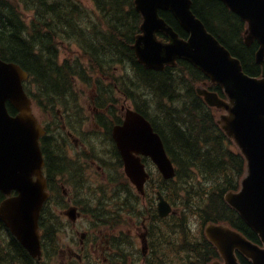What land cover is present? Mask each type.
Here are the masks:
<instances>
[{"label": "trees", "instance_id": "1", "mask_svg": "<svg viewBox=\"0 0 264 264\" xmlns=\"http://www.w3.org/2000/svg\"><path fill=\"white\" fill-rule=\"evenodd\" d=\"M92 1L97 11L93 18L87 16L90 13L79 0H0V57L17 62L30 72V82H35L39 89L33 92V98L52 114L56 113L54 106L42 104V95L72 104L77 100L72 99L76 91L73 90L74 78L87 83L95 78L94 82L103 86V77L108 76V90H98L97 100L118 101L114 93L124 94L151 120L164 140L177 173L175 178L168 180L157 174L150 200H155L152 196L154 189H158L177 208V213L161 219L154 203L148 209L138 207L139 195L131 188L128 189L129 211L131 215L147 213L158 226L161 220L168 226V220L172 221L170 228L175 227L181 234V240L177 245V238L175 244L181 264H210L219 256L203 233L204 225L209 222L227 221L259 242L258 235L224 199L227 191L239 187L245 174V159L218 124V110L208 106L195 89V82L207 78L184 60H180L177 67L167 66L162 71L146 69L137 61L132 48L142 22L134 0ZM21 5L33 10L32 17L23 13ZM225 8L219 0H193L194 12L240 58L245 71L260 75L261 66L255 59L258 44H245L243 28L239 32L234 29ZM160 13L181 36L188 35L170 11ZM229 28L233 29L230 33ZM160 37L164 38L165 34ZM67 43L80 47L85 64L79 59L60 61V45ZM116 63L126 64V69L133 71L132 75L111 73ZM209 88L223 93L217 85L209 83ZM107 92L108 97L105 96ZM51 137H45L44 151L50 177H53L56 168L53 161L51 164L50 149L55 147L56 140L49 143ZM2 199L0 193V201ZM50 211L44 208L41 218L46 245L57 242L59 230L56 215ZM113 220L119 224L121 217L113 216ZM153 229L152 226L151 236ZM164 229L156 231L158 244L161 242L162 246L167 233ZM7 231L0 220V264H45L44 260H34L23 246H13L16 240L9 238ZM152 245L153 255L146 258V264H180L170 258L163 247L159 246L158 251ZM128 247L120 251V259L127 260ZM132 248L130 246V250ZM57 249L58 246H44L45 259L53 258ZM239 258L242 264H252L243 255Z\"/></svg>", "mask_w": 264, "mask_h": 264}, {"label": "water", "instance_id": "2", "mask_svg": "<svg viewBox=\"0 0 264 264\" xmlns=\"http://www.w3.org/2000/svg\"><path fill=\"white\" fill-rule=\"evenodd\" d=\"M221 1L248 21L246 43L259 41L256 61L262 66L260 76L245 72L240 58L193 11L192 0H135L143 22L133 48L146 68L159 71L184 59L222 87L226 97L204 86H197V92L209 106L221 111L218 123L246 159L241 188L228 192L225 199L259 234L262 244L249 240L228 223H208L205 233L221 256L211 264H241L237 251L253 264H264V0ZM160 10L171 11L188 37H182ZM159 32L168 39L159 38ZM28 77L19 63L0 58V190L7 195L17 191L16 196L0 204V219L38 258L42 255L39 217L48 192L40 148L44 130L32 113L31 99L24 89ZM8 103L18 110L16 115L10 114ZM114 138L126 173L141 193L149 178L141 154L150 156L165 178L175 175L161 135L140 112L128 109L124 123L114 128ZM158 197L159 214L167 216L172 206L161 192ZM75 212L72 208L67 213L75 219Z\"/></svg>", "mask_w": 264, "mask_h": 264}, {"label": "flooded vegetation", "instance_id": "3", "mask_svg": "<svg viewBox=\"0 0 264 264\" xmlns=\"http://www.w3.org/2000/svg\"><path fill=\"white\" fill-rule=\"evenodd\" d=\"M226 9V14L230 20H232V25L234 29L238 32L243 28L245 29L247 23L236 13L230 10L228 7ZM217 22V21H216ZM233 31L229 28L228 33ZM92 101L94 103V109L92 108L93 115L89 116L82 111L83 116L76 117L80 119V122L74 123L75 132L70 128L67 117L65 114L60 115V128L61 132L59 134V142L56 150H51V164L52 161L55 163V168L57 171L58 180H62L61 184L58 182L55 183L57 188H60L64 199L67 197L68 201H72L75 207H77V213L80 215L78 220L81 219L83 215L86 214L84 207L80 202H92L96 204L100 202L101 204L105 201L108 202V143L112 146L114 145L113 139H108V130L110 133H113L114 126L116 124L122 123L124 119V109L125 105H119L118 101H110L105 103L104 107H99L96 103V99L92 96ZM119 105L120 115L113 114L115 106ZM91 106V104L89 105ZM121 117V118H120ZM41 119V118H40ZM93 123V128L91 130H86V123ZM78 132V133H77ZM117 148V146H115ZM118 149V148H117ZM53 152V153H52ZM112 151L110 150V154ZM116 154H119L117 150ZM148 160V158H146ZM56 181V179H55ZM68 183L69 187H63ZM122 196L126 197L127 182H124L121 186ZM70 189V190H69ZM119 187H115V193L118 197ZM98 212L106 211L108 212V206L101 208L97 206ZM98 224V223H97ZM96 224V225H97ZM94 225L86 233H94L101 235L105 241L101 243L99 239L91 241L88 245L83 243L82 239L80 242V251L85 250L88 252L86 255L89 258H92L93 255L91 251L95 253L97 246H103L101 253L104 256V260L110 261L113 257V249L111 246H130L129 243H115V240L118 237V233L115 232V229L108 228V225L97 228ZM131 230H129L130 233ZM123 233V232H120ZM83 238L86 235L82 234ZM110 237H106V236ZM111 236H115L112 238ZM17 240L13 246H23ZM54 245V244H51ZM54 246H59L54 245ZM71 246V245H69ZM62 263L68 264L67 261H71L73 255L75 254L72 249L64 250L60 252ZM70 258V259H69ZM78 258H81L78 254Z\"/></svg>", "mask_w": 264, "mask_h": 264}, {"label": "rangeland", "instance_id": "4", "mask_svg": "<svg viewBox=\"0 0 264 264\" xmlns=\"http://www.w3.org/2000/svg\"><path fill=\"white\" fill-rule=\"evenodd\" d=\"M80 2L83 3V6L86 8V11L90 13V15H87L91 18H93L95 16V14L97 13L96 11V7L94 6L92 0H79ZM21 10L23 11V13L25 15H28V18L32 17L33 14V10H27L23 5L20 6ZM70 59V61H76V60H80V62L84 61L83 64L86 63L85 58H82V54H81V49L78 45L74 44V43H67L66 45L61 46L60 45V61L64 60V59ZM126 65V64H125ZM121 64H114L110 70L111 73H113L116 76H123V75H127V74H131L133 73V71H131L130 69H126V66ZM108 72V69H107ZM92 73H89V75ZM109 79V78H108ZM91 83H87L83 80H81V78H74V89L76 90L74 93V98L72 99H78L75 100L74 103H69V102H63L62 101H58V100H52L49 99L47 96L42 95V103L47 105L50 104L51 106H54V110L56 111V113L54 115H56L57 117H60L61 114L65 113L66 111L70 112L73 110H75V108L73 107H78L80 108L79 103L82 106V111H84V113L88 114L89 116L93 115V111L92 108L94 109V103L92 101V96L95 97L97 96V90H105V87L108 86V83L110 80H108L107 82V78L103 77V86H99L98 84H96L95 78L93 80H91ZM28 86H29V90L35 92L38 89V86L35 82H28ZM114 90V89H113ZM114 95H116V97L118 98V100L124 99L125 95L123 94H119L117 92L114 93ZM78 97V98H77ZM61 103V104H60ZM127 104H130V101L125 102ZM66 105V106H62V105ZM91 104V106H89ZM96 104V103H95ZM44 109V108H43ZM33 111L35 113V115L38 118H43L44 116L42 115V110L38 108L37 103L35 102V100L33 101ZM86 130H91L93 128V123H86L85 126ZM78 133V132H77ZM108 148H110V145L108 144ZM151 172L153 173L154 179H157V168L152 165L151 168ZM111 178H115L116 176L113 174H110ZM55 179L56 182H58V184L62 183V180H58L57 175L55 174ZM158 180V179H157ZM66 182V181H65ZM119 178H116V185L118 187H121L122 185L119 184ZM157 183V182H156ZM132 189L135 188L129 184ZM153 186V185H152ZM152 186L150 187V189L148 190L149 196H147L146 198V204H148V200L152 195ZM65 187H69L68 183L66 182V185L63 186ZM70 190V189H69ZM120 190V188H119ZM119 190H118V194H119ZM121 190L124 192L123 187L121 188ZM156 189L154 190L153 196L152 197H156ZM117 202V196L115 193V188L111 187L110 181L108 180V206H113L111 210H116L119 207H115L114 205ZM93 203L92 202H80V204L82 205V207H84V210L86 212L85 215H83L81 217V219L77 220V222H72L70 220V218L65 214V211L70 207V205H73L74 203L72 201H68L67 197L64 199L62 197V199L60 200V202L52 208V211H50V214L53 213L56 215V223L57 226H59V228L61 229V231L59 232V234L57 235V243L59 244L58 246V253L56 256H54L51 260H49L48 262L50 264H55L57 262H59L61 260V255L59 254V250L61 251L62 249L64 250H69V249H73L76 250L78 252H81L80 249V239H81V234L82 232H86V231H91L89 226L91 225V217L90 212L88 211V209L92 210L93 209ZM154 203V202H153ZM139 207H145L144 204L138 205ZM147 206V205H146ZM110 211V210H109ZM128 212V210H127ZM126 212V213H127ZM126 213H123V215H125ZM145 216V215H144ZM126 221H128L129 224H121L119 225L116 229L115 232L116 233H120V232H124V233H128L129 230L130 233L136 237V241H135V245L133 246V248L130 250V246L128 247V250L126 251L127 253V257H126V261L120 259V257L115 258V264H144V260L150 252L151 249V242L149 245H147L145 242H149V241H154V245H155V250L160 251V247H163L164 250L166 251V253L168 254V256L170 258H173L177 263H180L179 260V254L175 253V244H176V240H177V245L179 243V241L181 240V237H179V235L181 236V234L177 231H175V227L174 228H170L172 225H170V223L172 221L168 220V224L169 226L164 222V221H160V225L158 226L157 224L155 225L156 228L153 230V234L152 236L150 235V224L145 225V219L143 218L142 224H140V218L141 216H139L138 214H134L132 215V217H128V215L126 214ZM147 222V220H146ZM161 227H165L164 231L167 233H172L170 234V236L167 235V233H165V237H164V246L161 245V242L158 244L159 239L156 237V231H160L159 229ZM161 232V231H160ZM181 232V231H180ZM91 237L94 236V233H88ZM178 234V236H177ZM88 236V237H90ZM91 237L90 239L87 238L85 241V244L88 245V243L91 242ZM108 237V235L106 236ZM156 237V238H155ZM97 238L99 239V241L101 243H104L105 239L101 236V235H97ZM89 239V240H88ZM168 240V241H167ZM167 241V242H166ZM71 245V246H69ZM173 246V248L171 247ZM103 246H97L95 253L93 251H91L94 259L97 260V264H110L109 263V256H108V260H104V256L102 255L101 251ZM144 250V251H143ZM88 252L86 251V246H85V250L82 252L84 257H87ZM142 254V256H141ZM150 255H153V252L150 253ZM173 261V260H172ZM69 264H77V263H72L69 262Z\"/></svg>", "mask_w": 264, "mask_h": 264}, {"label": "bare ground", "instance_id": "5", "mask_svg": "<svg viewBox=\"0 0 264 264\" xmlns=\"http://www.w3.org/2000/svg\"><path fill=\"white\" fill-rule=\"evenodd\" d=\"M134 3H135V0H134ZM207 81L211 82L212 80L208 77ZM194 85L203 86V84L201 82H195Z\"/></svg>", "mask_w": 264, "mask_h": 264}]
</instances>
